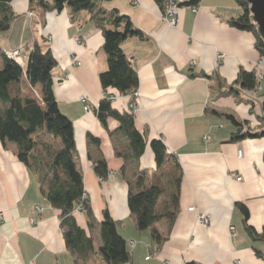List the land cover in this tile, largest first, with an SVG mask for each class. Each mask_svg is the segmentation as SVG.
Returning <instances> with one entry per match:
<instances>
[{"label":"crops","instance_id":"crops-1","mask_svg":"<svg viewBox=\"0 0 264 264\" xmlns=\"http://www.w3.org/2000/svg\"><path fill=\"white\" fill-rule=\"evenodd\" d=\"M166 1L163 7L156 0L99 3L106 11L116 9L129 16L144 34V39L131 37L122 44L139 74L136 97L103 89L100 74L108 67L104 36L89 11L72 20L68 8L58 12L46 10L38 0H13L18 17L8 31L0 33V46L4 51L22 46L21 64L26 67L29 48L45 42L58 62L55 94L61 111L74 124L77 163L97 221L91 232L97 248L100 226L105 225L113 257H127V264H264L257 254V250L264 252V240L253 239L248 231V226L258 232L264 229V137L232 141L237 126L224 116L232 114L254 126L260 119V129L264 127V119L256 113L258 105L236 83L240 69L264 74V57L254 33L230 23L240 12L237 0H188L175 26L163 19ZM196 3L199 10L193 12ZM260 83L264 94V75ZM22 90L33 95L26 77ZM111 94L117 95L113 107L133 111L138 129L147 138L137 166L147 171V184L156 181L159 173L150 145L153 139H162L181 164L174 222L163 219L153 226L162 235L161 242L152 227L138 229L128 205L129 185L122 173L125 161L117 155L127 148L128 139L111 134L119 125L117 120L108 118L105 125L97 117L100 101ZM100 159H105L110 171L106 179L94 168ZM133 171L128 166L130 175ZM243 205L249 211L247 222ZM190 207L209 214L210 224H200L197 211ZM0 213V264H76L65 242L60 212L43 194L36 175L18 159L16 145L5 147L1 141ZM75 216L90 233L87 214L76 209Z\"/></svg>","mask_w":264,"mask_h":264},{"label":"trees","instance_id":"trees-1","mask_svg":"<svg viewBox=\"0 0 264 264\" xmlns=\"http://www.w3.org/2000/svg\"><path fill=\"white\" fill-rule=\"evenodd\" d=\"M12 1L0 0V33L8 31L18 17L12 8ZM101 1L108 0H53V4L47 0H38V3L46 10L58 12L68 8L72 20L82 11L93 13L91 19L104 36L103 50L108 62L107 70L100 74L101 85L106 91L115 89L121 94H130L139 87V74L129 61L122 44L131 37L144 39V34L135 27L129 16L116 9L106 11L100 8ZM156 1L161 7L164 6L165 0ZM195 1L198 0H192V3ZM237 2L240 12L230 23L239 29L253 32L256 47L264 57V41L250 20L249 5L243 0ZM0 57L3 59L0 66V141L5 147L10 143L16 145L18 159L36 175L43 194L60 212L65 242L75 256L76 264H87L97 252L91 233L97 221L91 201L86 196L83 173L77 163L74 124L61 111L55 94L54 69L58 62L45 42H35L29 48L26 67L10 58L1 46ZM24 77L32 86L35 96L23 94ZM236 83L242 89L256 91L258 96L264 97L259 91L261 83L257 80L255 70L240 69ZM38 86L39 90L36 89ZM96 114L105 125L108 118L117 120L119 125L111 134H120L128 139L127 148L117 151V155L125 161L122 173L129 185L128 205L138 229L152 227L153 236L161 242L163 237L153 226L163 219L171 224L174 222L179 210L183 177L181 164L174 155L168 153L162 139H153L150 145L159 173L156 181L147 184V171L137 167L145 152L147 138L138 129L134 112L118 111L109 97L105 96ZM224 116L237 126V131L231 136L232 141L264 137V132H258L262 126L260 119L258 126H252L251 122L239 121L232 114ZM128 166L134 170L132 175L128 173ZM94 168L101 179L109 176L105 159L96 160ZM80 205L87 214L90 233L77 222L75 211ZM242 210L247 222L249 211L244 205ZM248 231L253 239L264 240V229L258 232L248 226ZM100 241L98 251L107 264L128 263L127 257H113L112 239L105 225L100 226ZM257 254L264 258V252L257 250Z\"/></svg>","mask_w":264,"mask_h":264},{"label":"built area","instance_id":"built-area-1","mask_svg":"<svg viewBox=\"0 0 264 264\" xmlns=\"http://www.w3.org/2000/svg\"><path fill=\"white\" fill-rule=\"evenodd\" d=\"M187 2H188V0H167L166 6H165V12H164V15H163V19L169 25L175 26L177 24V18H178V12H179V10ZM191 8H192V11L193 12H197L199 10L198 3L192 5ZM22 48L23 47L21 46L18 49L7 50L6 51V54L10 58H13L16 61H18V62L21 63L22 62V54H21V49ZM78 64H80V62ZM263 75L264 74L261 73V71L257 73V80L259 82H261L263 80ZM130 94L132 95V97L138 96L137 90H135L134 92H132ZM108 97H109V99L111 101H113V100H115L117 98V95L111 94ZM82 99L83 100H86V97H83ZM131 107L135 110L137 108L136 102L133 101L131 103ZM85 109L86 110H89L90 109V106L89 105H86ZM251 125L254 126V123L251 122ZM209 138H210L209 135H206L205 136V139H209ZM239 156H242V151H239ZM237 180H241V177L237 178ZM77 209L79 211H84L82 205H80ZM189 210L190 211H197V209L195 207H190ZM2 219H3V216L0 213V222H1ZM197 219H198L199 223L202 224V225H204V226H208L210 224V221H211V217H210L209 214L204 213V212H200V211H197ZM232 230L234 231V227H232ZM240 263H241V261H238V264H240Z\"/></svg>","mask_w":264,"mask_h":264},{"label":"water","instance_id":"water-1","mask_svg":"<svg viewBox=\"0 0 264 264\" xmlns=\"http://www.w3.org/2000/svg\"><path fill=\"white\" fill-rule=\"evenodd\" d=\"M245 3L249 5L250 11V20L256 26V31L258 35L264 41V0H243ZM245 97L254 101L258 108L256 109V113L258 117L264 119V97L257 98L255 93L256 91H243ZM258 132H264V127L260 129Z\"/></svg>","mask_w":264,"mask_h":264},{"label":"rangeland","instance_id":"rangeland-1","mask_svg":"<svg viewBox=\"0 0 264 264\" xmlns=\"http://www.w3.org/2000/svg\"><path fill=\"white\" fill-rule=\"evenodd\" d=\"M34 92V91H33ZM35 93V92H34ZM35 96V94H33ZM134 110V109H133ZM96 253L94 256L89 260L88 264H106V261L102 258L101 254L96 247Z\"/></svg>","mask_w":264,"mask_h":264}]
</instances>
